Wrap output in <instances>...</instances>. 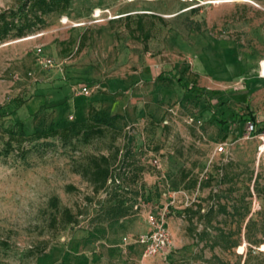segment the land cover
I'll list each match as a JSON object with an SVG mask.
<instances>
[{
    "label": "rangeland",
    "instance_id": "1",
    "mask_svg": "<svg viewBox=\"0 0 264 264\" xmlns=\"http://www.w3.org/2000/svg\"><path fill=\"white\" fill-rule=\"evenodd\" d=\"M261 59L264 0H71L1 39L3 127L30 133L37 110L125 119L87 142L0 135V264H264V145L242 138L247 120L264 132ZM100 156L120 182L95 190L85 172ZM149 214L172 243L143 257L133 240Z\"/></svg>",
    "mask_w": 264,
    "mask_h": 264
},
{
    "label": "trees",
    "instance_id": "2",
    "mask_svg": "<svg viewBox=\"0 0 264 264\" xmlns=\"http://www.w3.org/2000/svg\"><path fill=\"white\" fill-rule=\"evenodd\" d=\"M71 0H18L15 9L0 12V40L5 38L10 32L16 35H23L31 31L36 26L42 25L45 21V15L50 13L65 12ZM142 15L137 16L136 26L143 31V39L147 40L149 31L144 29L141 20ZM170 81L181 84V77H172ZM34 125L30 133H25L23 129L15 131L8 127L0 125V135L7 136L5 146L11 147V143L18 137L28 140H44L51 137L58 138L63 143L80 138L84 142L91 138L102 136L105 129H115L118 124L125 119V114L104 112L100 109L90 107L85 114L76 116L73 120L62 122H47L39 116V110L33 115ZM224 122V120H220ZM254 122V121H253ZM261 131V128H256ZM6 152L10 149L5 148ZM85 175L87 181L95 190L103 189L108 186L119 183V177L114 174L107 156L92 157L89 162V168ZM252 224L250 218L244 225V237L250 243L257 242L251 234ZM48 255L43 254L36 258L37 264H45L48 261Z\"/></svg>",
    "mask_w": 264,
    "mask_h": 264
},
{
    "label": "built area",
    "instance_id": "3",
    "mask_svg": "<svg viewBox=\"0 0 264 264\" xmlns=\"http://www.w3.org/2000/svg\"><path fill=\"white\" fill-rule=\"evenodd\" d=\"M191 2L193 0H186ZM41 63L44 67H52L54 61L51 58H42ZM258 76L264 78V59H261L258 66ZM78 91L81 94H89L90 88L86 84H81L78 86ZM255 137L258 141L264 145V132H259L256 129V123L252 120H247L244 122V136L243 139H249ZM226 142H220L214 148L213 155L215 154H225ZM156 166L159 167L160 164L157 160H154ZM184 193V192H183ZM147 222L150 226L149 230L138 234V236L133 240L142 249L143 257H153L157 255H163L166 253L168 248L172 243L171 236L164 225V220L162 216L157 218L156 216L149 214L147 216ZM126 239V238H125Z\"/></svg>",
    "mask_w": 264,
    "mask_h": 264
}]
</instances>
